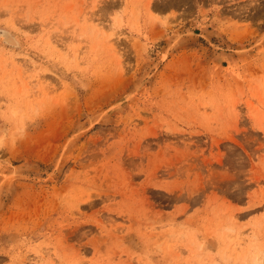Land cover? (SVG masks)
<instances>
[{
    "label": "rangeland",
    "instance_id": "obj_1",
    "mask_svg": "<svg viewBox=\"0 0 264 264\" xmlns=\"http://www.w3.org/2000/svg\"><path fill=\"white\" fill-rule=\"evenodd\" d=\"M0 264H264V0H0Z\"/></svg>",
    "mask_w": 264,
    "mask_h": 264
},
{
    "label": "bare ground",
    "instance_id": "obj_2",
    "mask_svg": "<svg viewBox=\"0 0 264 264\" xmlns=\"http://www.w3.org/2000/svg\"><path fill=\"white\" fill-rule=\"evenodd\" d=\"M9 38V37H8ZM11 39V38H10ZM12 41V40H11Z\"/></svg>",
    "mask_w": 264,
    "mask_h": 264
}]
</instances>
